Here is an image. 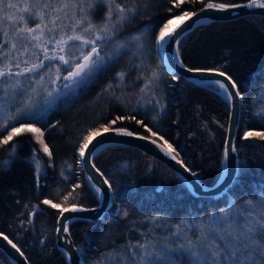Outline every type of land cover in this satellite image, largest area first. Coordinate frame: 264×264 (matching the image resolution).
I'll return each instance as SVG.
<instances>
[{
	"label": "trees",
	"instance_id": "16d2710c",
	"mask_svg": "<svg viewBox=\"0 0 264 264\" xmlns=\"http://www.w3.org/2000/svg\"><path fill=\"white\" fill-rule=\"evenodd\" d=\"M205 1L137 0L138 13L118 30L111 43L101 45V55L105 56L103 66L86 78V82L61 93L43 117L36 119V126L44 131L43 139L52 152L51 159L31 134L15 137L0 147V161H4L9 159L7 152L11 145L18 144L16 158L6 168H0V232L21 249L30 264H67L55 244L59 209L42 204V200L51 199L61 208L73 202L85 206L98 203V195L85 180L78 163L77 148L89 129L107 125L117 115H134L142 120L172 144L177 156L203 182L214 184L219 179L227 100L215 86L198 85L181 76L173 80L160 63L154 45L157 29L167 18L195 10ZM104 11L98 7L93 14L95 22L102 19ZM136 35L141 36L142 49L132 42ZM179 41V58L185 65L220 69L240 88L241 117L235 139V176L239 178L233 179L218 197H198L190 193L169 166L139 148L114 145L101 149L93 161L112 184L111 204L97 220L74 219L69 223V231L85 264H97L109 252L118 251L117 246L129 239H141L140 233L149 230L162 239L171 235L169 229L180 224L191 235L201 222L219 214L221 208L229 209L233 203L239 208L244 200L253 195L258 197L264 190V142L241 139L246 130H264V120L255 115L264 107L259 102L264 97V16L244 15L202 24ZM117 42L125 43L127 49L121 50L117 59H108ZM141 64L149 68L158 66L160 79L154 87V98L151 93L139 92L143 80L137 79L141 75L137 65ZM121 71L127 73L122 82L116 75ZM109 84L113 87L104 91ZM149 99L151 104L147 103ZM156 100L163 105L162 110L156 106ZM113 127L152 136L134 120L117 121ZM33 149L42 165L38 184L34 166L28 162ZM75 184L80 188L73 191ZM69 192H73L75 200L69 197L68 202H63ZM37 205L36 214L30 215ZM124 211L128 212L127 217ZM0 264H10L1 250Z\"/></svg>",
	"mask_w": 264,
	"mask_h": 264
},
{
	"label": "snow or ice",
	"instance_id": "6c2138e0",
	"mask_svg": "<svg viewBox=\"0 0 264 264\" xmlns=\"http://www.w3.org/2000/svg\"><path fill=\"white\" fill-rule=\"evenodd\" d=\"M173 2V0H169ZM183 3V0H179ZM98 7L105 9L104 15L99 22L93 19L94 12ZM247 7L264 9V0H248L247 4H231L226 2L216 3L213 0L205 5V9L228 10L231 8ZM205 9H201L204 11ZM171 11V9H169ZM139 11L137 0H0V147L9 144L15 137L31 134L36 142L41 146V150L51 159L52 152L48 144L43 139L44 131L36 126V119L42 118L47 107L55 104L59 93V88L51 90L44 88L46 76L48 82L53 85L61 78L65 83L64 89H70L72 85H78L86 82V78L92 76L95 71L99 70L104 62L105 56L101 55V45L111 43L117 36L118 30L124 24L130 21ZM196 15L194 12H184L185 18H191ZM29 22L33 26H29ZM183 22V21H182ZM169 20L163 28L160 29L156 44L159 52L165 44L172 41L175 30L169 31ZM79 42L77 51L79 56L69 51V48ZM141 36L132 37L134 45L142 49L140 43ZM179 45L180 41H174ZM49 45H52L50 48ZM87 48V51H85ZM125 43L117 42L114 49L108 55V59L115 60L126 50ZM178 62L183 66V61L179 59L180 53L178 48L174 49ZM135 55V54H134ZM48 62L47 64L45 62ZM58 61L55 67L53 77L52 62ZM61 66H64L63 68ZM141 69V75L138 80H143V85L139 88L141 94L151 93L155 97L154 87L160 79V73L157 67L149 68L146 65H137ZM46 70V71H42ZM189 72L214 73L221 79H210L205 81L208 85L218 86L222 94L229 102L234 97L241 98L242 94L239 86L230 75L220 69H193L187 68ZM62 72L66 75L61 76ZM117 77L122 82L127 75L126 72H118ZM173 80L179 79L175 74ZM25 80L29 81L25 85ZM113 86L111 84L104 91H108ZM38 88L43 89L45 93L44 104L46 107L33 111L34 96L38 95ZM117 100L120 97H116ZM143 98V97H141ZM264 104V97L259 101ZM148 104L152 100L147 101ZM139 105V100L137 101ZM156 106L163 109V105L156 100ZM255 115L264 120V107H261ZM125 119L134 120L137 124L144 127L152 136L157 133L153 132L142 120H137L134 115L121 116L117 115L110 120L107 125L100 124L98 128L92 129L89 134L78 145V152L81 160L86 154L93 155L89 146L97 137L112 132L126 136L136 135L125 128H114L117 121ZM156 119L155 116L152 117ZM104 131L101 133L99 129ZM6 132V134H4ZM141 139L148 137L141 136ZM162 140L163 137H160ZM241 139L258 140L264 142V130H246L243 132ZM152 143H157L152 140ZM167 145L166 155L176 160L178 153L164 141ZM94 147V145H93ZM18 144L13 143L8 149V160L0 161V168H6L16 158ZM237 152L234 144L226 143L222 163H226L229 153ZM176 153V154H173ZM28 162L34 166V172L37 178V184L41 173V160L32 150ZM186 172L192 176H197L195 171L186 165H183ZM92 168L102 179V184L107 185L111 190L112 184L105 177V174L92 163ZM61 175H64L61 173ZM67 180V176L64 177ZM238 176L234 179L238 180ZM223 175L219 177L218 182H222ZM92 183V188L97 195H103V189L92 182L91 175L88 177ZM80 188L79 184L73 185V191ZM73 192H69L63 197V202H68ZM42 204L50 205L53 209H59V216L63 217L66 212L86 211L83 205L71 203L70 206L61 208L59 203H53L51 199H43ZM33 206L32 213L35 215L38 209ZM123 215L128 216L124 211ZM31 223V220L28 221ZM69 232V224L61 223L57 232ZM153 230L148 233H140L141 239L127 240L123 245L117 246L118 251L109 252L107 257L97 261V264H264V190L257 197L243 201L241 207L237 208L233 203L231 208H221L219 214H213L203 221L199 226L188 234L187 230H182V225L176 224L174 229H169L171 235H166L162 239L152 235ZM0 237L7 241L17 252H21L7 235L0 232ZM43 243V241H41Z\"/></svg>",
	"mask_w": 264,
	"mask_h": 264
},
{
	"label": "water",
	"instance_id": "95a60500",
	"mask_svg": "<svg viewBox=\"0 0 264 264\" xmlns=\"http://www.w3.org/2000/svg\"><path fill=\"white\" fill-rule=\"evenodd\" d=\"M208 2L209 0L205 1V3L201 5L200 7H198L197 9L187 11V12H194L196 13V15H193L190 19L183 17L180 21H178L174 25V27L171 29V31L175 30L173 33V37H172L173 42H169L165 44V46L162 49L164 62L160 60V63L172 75L175 74L177 76H181L188 81H191L195 84L203 85V86H209L207 83H205V81L207 80H210V79L223 80L224 77H220L218 75H215L214 73H199V72L187 71V68H193V67H189L185 65L184 63L182 66L178 62V59L174 52V49L177 48V45L174 43V41L177 39L180 40L183 35L191 31L195 27L202 25V24L209 23V22H213L217 20H229V19L240 17V16H244V15L264 16V9H261V8L238 7V8H231L228 10L205 9V5ZM213 2H216V1H213ZM247 2L248 0L243 1V2L231 3V4H247ZM216 3H221V2H216ZM201 9H205V10L201 11ZM193 69H214V68H193ZM227 103H228V117H227V124H226V130H225L223 152H224L226 143L229 145H232V144L235 145V139L237 136V131H238V127L240 124V117H241V98L234 97L232 102L227 101ZM96 127H99V126H96ZM114 128H118V127H114ZM103 131L104 130H100L101 133H103ZM134 133L136 135L129 137L123 134L112 132L110 130L108 133H105L97 137V139L93 141L94 147L93 145L89 146L93 155L89 156L88 154H86L83 160H81L79 156V152L77 150V154L79 157L78 163L83 171L85 180L92 186V183L89 182L88 180L89 175H91L93 178L92 182L96 183L97 186L102 187L104 191H103L102 196L98 195L97 204L90 205V206L83 205V207L87 209L86 211H79L75 213L66 212L64 213L63 217H60L58 213L57 218H56V223H55V231H54L55 244L63 252L65 259L67 261V264H84V262H83L80 251L78 250V248L76 247L74 243V240L71 236L70 231L65 234L62 232V229H61V232L58 233L57 228H60L61 223L69 224L70 221L74 219H82L86 221L97 220L105 214V212L108 210L111 204V197H112L111 190L107 188V185L102 184L103 178H101L99 174L96 173L95 170L91 166L92 163H94L93 161L94 155L101 149L105 147H109V146H114V145L133 146V147L139 148L145 151L146 153L150 154L151 156H153L155 159L169 166L182 179V181L185 183L190 193L198 197H218L220 196L222 193H224L227 190V188L230 186V184L232 183L236 175L237 152L235 153L230 152L227 162L222 163L223 170H222L221 175H223L224 177L223 181L218 182L219 181L218 179L217 182L214 184H207L203 182L202 180H200L197 176L194 177L189 172H186L182 164L177 162L178 160L182 161L178 156L176 160H173L169 155H166L167 145L164 144L165 140L164 139L161 140L159 135H156L158 138H155L154 136H147V135L136 133V132ZM84 136L85 134L83 135V137ZM141 136L148 137V139H141L140 138ZM152 140H156L157 143L153 144ZM168 144H171V143L168 142ZM173 154H176V153H173ZM183 165H186V164L183 162ZM67 206H70V205H67ZM0 250L5 254L10 264H30V262L28 261V259L26 258V256L24 255L22 251L21 252L23 253V255H21L20 252H17L14 248H12L11 245H9L7 241L3 240L2 237H0Z\"/></svg>",
	"mask_w": 264,
	"mask_h": 264
},
{
	"label": "rangeland",
	"instance_id": "374dc122",
	"mask_svg": "<svg viewBox=\"0 0 264 264\" xmlns=\"http://www.w3.org/2000/svg\"><path fill=\"white\" fill-rule=\"evenodd\" d=\"M29 26H33L31 22H29ZM78 45H79V42L77 41V42H75V46H72V47L69 48V51L74 53L75 56H79V52L77 51V47H76ZM49 47L51 48L52 45H49ZM85 51H87V48H85ZM45 63L47 64L48 62L46 61ZM58 63H59L58 61H53L52 62V67H53L52 75H53V77L55 75V67H56V65ZM61 67L63 68L64 66H61ZM42 71H46V70H42ZM63 75H66V72H62L61 76H63ZM28 83H29V81L25 80V85L26 86L28 85ZM64 83H65V81H63V79L61 78L60 80L56 81L55 85H53L51 82H48V78L46 76V82L44 84V88H47L49 90H51L53 88H59L60 89L59 93L55 94L58 97L61 93L65 92V91H68V90H71V89H73L76 86V85H72V87L70 89H64L62 87V85ZM217 90L222 93V90H219L218 88H217ZM38 93H39L38 95L34 96V106H33V109H32L34 112L39 110L40 108L46 107L45 104H44V100H45L46 96H45V93H44L43 89H39L38 88ZM221 173H222V171H221Z\"/></svg>",
	"mask_w": 264,
	"mask_h": 264
},
{
	"label": "bare ground",
	"instance_id": "6f19581e",
	"mask_svg": "<svg viewBox=\"0 0 264 264\" xmlns=\"http://www.w3.org/2000/svg\"><path fill=\"white\" fill-rule=\"evenodd\" d=\"M186 12V11H184ZM184 12H181V13H178V14H175V15H172L170 16L168 19H166L158 28L157 32H156V35H155V39H154V45H155V50H156V53L159 57V60H161L162 62H164V58H163V52H162V49L159 50V52L157 51V44H156V39H157V36H158V33L160 31L161 28H163V26L169 21L171 20L172 23L169 25V31H171V29L174 27V25L180 21L184 16H183V13ZM214 86V85H212ZM216 88H218V86H215ZM98 128V127H96ZM96 128H92V129H96ZM90 129L88 132L85 133V136L83 137V139L89 134V132L92 130ZM100 130H103L102 128L99 129ZM82 142V141H81Z\"/></svg>",
	"mask_w": 264,
	"mask_h": 264
}]
</instances>
